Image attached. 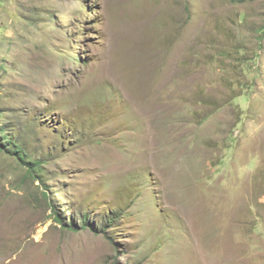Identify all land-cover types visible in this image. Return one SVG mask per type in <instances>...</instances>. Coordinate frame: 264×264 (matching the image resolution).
<instances>
[{
    "label": "rangeland",
    "instance_id": "obj_1",
    "mask_svg": "<svg viewBox=\"0 0 264 264\" xmlns=\"http://www.w3.org/2000/svg\"><path fill=\"white\" fill-rule=\"evenodd\" d=\"M1 129L0 264H264V0H0Z\"/></svg>",
    "mask_w": 264,
    "mask_h": 264
},
{
    "label": "trees",
    "instance_id": "obj_2",
    "mask_svg": "<svg viewBox=\"0 0 264 264\" xmlns=\"http://www.w3.org/2000/svg\"><path fill=\"white\" fill-rule=\"evenodd\" d=\"M4 132H5V130H3V129H1V131H0V133L1 134H4ZM2 144V143H1ZM9 145H7V147H8ZM14 146L16 147V148H19V146L18 145H16V144H14ZM20 150V149H19ZM17 152H20V151H17ZM26 156V155H25ZM34 168H41V166H42V164H43V162H31L30 163ZM60 220V219H59ZM117 219H115V217H114V219H112V221L113 222H115ZM60 222H62V221H60ZM63 224V223H62ZM66 225H63V227H65ZM104 230H106V229H104Z\"/></svg>",
    "mask_w": 264,
    "mask_h": 264
}]
</instances>
